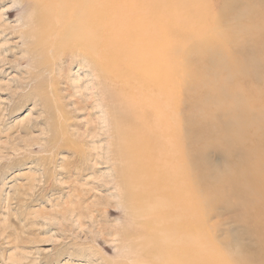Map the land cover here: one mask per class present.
I'll return each mask as SVG.
<instances>
[{
  "label": "rangeland",
  "instance_id": "obj_1",
  "mask_svg": "<svg viewBox=\"0 0 264 264\" xmlns=\"http://www.w3.org/2000/svg\"><path fill=\"white\" fill-rule=\"evenodd\" d=\"M201 5L210 20L226 9L217 25L236 31L257 25L264 16V0H202ZM35 12L31 2L21 6L19 0H0V264H134L139 250L124 236L133 224L125 212H117L121 199L129 196L122 184L128 172V165L120 167L126 157L122 139L109 135L108 114L95 96L86 60L40 47L30 36ZM223 53L224 66L206 67L208 78L214 74L219 81L211 86L220 89L227 80L236 81L244 93L238 101L255 103L250 95L264 90L263 51L243 69ZM209 85L199 81V94ZM224 97L219 98L222 105ZM214 102L208 99L203 109H213ZM228 117L215 113V128ZM204 118L199 110L200 128L207 126ZM228 128L234 132L226 141L237 149L236 156L251 160L254 152L238 142L241 127ZM206 130L195 143L198 182L215 187L205 182L197 193L207 200L197 208L202 231L222 253L264 264V191L259 190L256 203L239 200L242 194L230 178L233 159L214 142L210 125ZM218 187L220 195L212 196Z\"/></svg>",
  "mask_w": 264,
  "mask_h": 264
},
{
  "label": "bare ground",
  "instance_id": "obj_2",
  "mask_svg": "<svg viewBox=\"0 0 264 264\" xmlns=\"http://www.w3.org/2000/svg\"><path fill=\"white\" fill-rule=\"evenodd\" d=\"M24 1L35 6L29 33L38 38V46L86 60L95 96L108 114L109 135L122 139L126 157L120 167L128 165L122 184L129 196L121 199L117 212H125L133 224L125 229L130 234L124 235L139 250L133 263L253 264L214 248L202 231L197 208L207 200L197 193L209 182H198L195 143L210 125L214 142L233 159L230 178L242 194L239 200L257 202V193L264 191V90L257 97L258 91L250 95L255 103L239 102L244 93L237 82L227 80L225 89H217L211 83L218 78L214 74L208 78L206 67L224 66L227 59L220 60L224 50L240 69L254 64L264 53V16L257 25L242 26L239 33L218 26L226 9L220 18L210 20L202 0H19L21 6ZM254 34L257 37L251 40ZM199 81L210 84L204 94L198 92ZM215 89L231 99L224 97L222 105V93ZM208 99L215 101L211 110L203 109ZM199 110L206 128L196 123ZM218 112L230 118L215 128ZM230 124L241 127L238 142L254 152L251 160L237 157V149L226 141L234 132ZM247 128L254 131L247 134ZM220 190L211 195H220Z\"/></svg>",
  "mask_w": 264,
  "mask_h": 264
}]
</instances>
